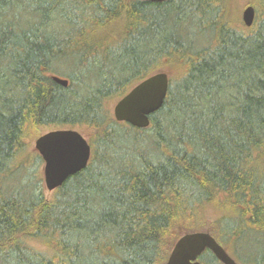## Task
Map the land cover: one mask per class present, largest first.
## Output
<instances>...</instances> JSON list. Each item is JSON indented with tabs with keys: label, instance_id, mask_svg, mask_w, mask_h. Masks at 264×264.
Segmentation results:
<instances>
[{
	"label": "trees",
	"instance_id": "16d2710c",
	"mask_svg": "<svg viewBox=\"0 0 264 264\" xmlns=\"http://www.w3.org/2000/svg\"><path fill=\"white\" fill-rule=\"evenodd\" d=\"M228 1L0 0V264H163L204 228L264 264V14L234 26ZM171 65L149 126L117 122L107 102ZM76 125L89 162L46 199L26 130Z\"/></svg>",
	"mask_w": 264,
	"mask_h": 264
},
{
	"label": "water",
	"instance_id": "95a60500",
	"mask_svg": "<svg viewBox=\"0 0 264 264\" xmlns=\"http://www.w3.org/2000/svg\"><path fill=\"white\" fill-rule=\"evenodd\" d=\"M162 2L168 0H147ZM255 20V8L247 4L241 13V21L250 27ZM52 80L63 86L68 81L56 75ZM169 85L167 72L158 71L145 77L115 101L112 107L117 122H125L136 128H146L149 116L156 112L166 98ZM34 148L44 162L43 179L47 190L54 191L65 180L84 169L91 156L87 139L71 128L51 129L34 140ZM211 251L221 264H239L208 231L182 234L173 244L163 264H202L198 257Z\"/></svg>",
	"mask_w": 264,
	"mask_h": 264
},
{
	"label": "rangeland",
	"instance_id": "374dc122",
	"mask_svg": "<svg viewBox=\"0 0 264 264\" xmlns=\"http://www.w3.org/2000/svg\"><path fill=\"white\" fill-rule=\"evenodd\" d=\"M255 1L256 0H229L228 1L229 11H227V18H228L229 22L234 26H237V27L241 26L242 25L241 13H242L243 8L248 3H253L252 5L255 7L257 19L261 18L264 14L263 7H261L260 4L254 5ZM207 40L210 41V39H207ZM207 40L202 38V37H199L196 40V43L198 45H203V44L207 43ZM58 68L64 72L69 71V67L67 64H65V65L59 64ZM163 70H165L164 72H167L169 76H172L174 78L177 77V75H178L177 67L174 65H171V66L166 67V68L163 67ZM58 76L63 77V79L67 78V77H65V75H58ZM114 103H115V100L107 102V107L111 112H112V107H113ZM112 115H113V112H112ZM54 128L55 127H50V126H40V127H36V128H33V127L27 128L25 138H24L25 147H24L22 154H20L17 157V160L19 162L25 164V165L31 166L33 161H34V155L38 154L34 148V140L39 135H41V134H43V133H45L51 129H54ZM69 128L75 129V130L79 131L83 136H86L87 132H86V129L84 126L76 125V126H72ZM43 166H44V162L42 160V162L38 165L37 169H35L34 167L30 168V170L27 172V174L26 173L24 174V177L25 178L30 177L28 174L30 172H32L33 170H35L36 171L35 173L37 174V175L36 174L35 175H36V177H38L37 179H39V181H40L39 187L42 189L46 199H50V198H52L53 191H49L45 187L44 179H43ZM15 185H17V184H15ZM205 216L206 217L215 216V208L212 206H207L205 209ZM202 231H206V228L202 229ZM28 242L31 244V246H33L37 250L46 251V252L51 251L50 248H48L41 239L28 238ZM237 262L240 263V261H237Z\"/></svg>",
	"mask_w": 264,
	"mask_h": 264
},
{
	"label": "bare ground",
	"instance_id": "6f19581e",
	"mask_svg": "<svg viewBox=\"0 0 264 264\" xmlns=\"http://www.w3.org/2000/svg\"><path fill=\"white\" fill-rule=\"evenodd\" d=\"M60 65H62V64H60ZM65 65V64H64ZM56 67V66H55ZM65 67V66H64ZM58 68V67H57ZM62 69V68H61ZM66 70V69H65Z\"/></svg>",
	"mask_w": 264,
	"mask_h": 264
}]
</instances>
